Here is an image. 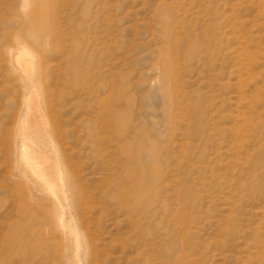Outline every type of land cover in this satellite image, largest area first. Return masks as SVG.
Listing matches in <instances>:
<instances>
[{
	"label": "rangeland",
	"instance_id": "1",
	"mask_svg": "<svg viewBox=\"0 0 264 264\" xmlns=\"http://www.w3.org/2000/svg\"><path fill=\"white\" fill-rule=\"evenodd\" d=\"M15 40L43 65L82 264H264V0H0V264H76L15 166Z\"/></svg>",
	"mask_w": 264,
	"mask_h": 264
},
{
	"label": "bare ground",
	"instance_id": "2",
	"mask_svg": "<svg viewBox=\"0 0 264 264\" xmlns=\"http://www.w3.org/2000/svg\"><path fill=\"white\" fill-rule=\"evenodd\" d=\"M168 15L170 17L171 12H168ZM28 46L24 41L15 40L13 45L6 50L9 68L7 69L15 76L14 78L18 79L23 95L20 127L14 136L15 166L28 191L45 196L51 201L55 230L65 243L63 248L73 255L76 264H82L88 246L85 244V233L81 229V219L75 204L77 198L72 196V189L77 188L74 187L76 178L65 165L62 159L63 154L56 146L58 144L56 139L52 137L57 144H54L53 140V142H48V133L52 131L46 130L48 124L45 118L48 105L47 101L42 100L41 90L43 88L40 85L45 81L39 82L42 76L40 72L42 64L39 57ZM43 125H45L44 128H42ZM50 126L49 129H51ZM79 202L82 204L81 201Z\"/></svg>",
	"mask_w": 264,
	"mask_h": 264
}]
</instances>
